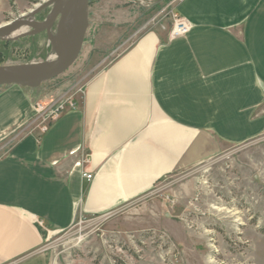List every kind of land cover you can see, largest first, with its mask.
Masks as SVG:
<instances>
[{"label":"crops","instance_id":"1","mask_svg":"<svg viewBox=\"0 0 264 264\" xmlns=\"http://www.w3.org/2000/svg\"><path fill=\"white\" fill-rule=\"evenodd\" d=\"M29 1L46 0H0V26ZM173 13L185 36L141 34L79 94L0 87V264H47L45 233L264 135V0H177ZM38 104L64 107L43 133Z\"/></svg>","mask_w":264,"mask_h":264},{"label":"rangeland","instance_id":"2","mask_svg":"<svg viewBox=\"0 0 264 264\" xmlns=\"http://www.w3.org/2000/svg\"><path fill=\"white\" fill-rule=\"evenodd\" d=\"M177 0H90L89 25L76 62L35 92L76 95L95 72L147 31H169ZM41 2L14 8L1 24ZM49 10L34 18L42 22ZM49 30L28 27L0 39V66L50 60ZM162 182V183H161ZM138 200L105 217L78 219L68 231L45 233L47 264H264V135L174 173ZM162 184V185H161Z\"/></svg>","mask_w":264,"mask_h":264},{"label":"water","instance_id":"3","mask_svg":"<svg viewBox=\"0 0 264 264\" xmlns=\"http://www.w3.org/2000/svg\"><path fill=\"white\" fill-rule=\"evenodd\" d=\"M89 3L90 0H46L28 15L1 25L0 39L4 32L20 24L37 33L49 30L56 23V30L51 37V53L55 58L40 64L0 66V87L15 85L34 90L58 78L73 66L81 53L87 33ZM46 10L49 12L45 19L40 23L35 22L34 18ZM24 36H30V33L8 40H18Z\"/></svg>","mask_w":264,"mask_h":264},{"label":"built area","instance_id":"4","mask_svg":"<svg viewBox=\"0 0 264 264\" xmlns=\"http://www.w3.org/2000/svg\"><path fill=\"white\" fill-rule=\"evenodd\" d=\"M172 27L170 30V37L171 38H178V37H183L185 36L188 31H189V25L188 23L180 18L177 14L172 13ZM70 108H74V104L70 103ZM37 114L39 115V118L42 119L43 121V126L41 128V132H45L49 125L53 123L55 120H57L64 110L63 105H43V104H38L35 107ZM85 178L87 180H91V176L88 174H84Z\"/></svg>","mask_w":264,"mask_h":264},{"label":"bare ground","instance_id":"5","mask_svg":"<svg viewBox=\"0 0 264 264\" xmlns=\"http://www.w3.org/2000/svg\"><path fill=\"white\" fill-rule=\"evenodd\" d=\"M28 27L26 25L20 24L16 25L14 28L7 30L2 35L3 39H13L17 36L23 35L27 31ZM55 57L51 56L50 61H52ZM212 264V262H210Z\"/></svg>","mask_w":264,"mask_h":264}]
</instances>
